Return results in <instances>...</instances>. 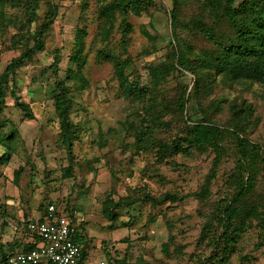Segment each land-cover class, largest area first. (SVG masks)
Masks as SVG:
<instances>
[{
  "label": "rangeland",
  "instance_id": "obj_1",
  "mask_svg": "<svg viewBox=\"0 0 264 264\" xmlns=\"http://www.w3.org/2000/svg\"><path fill=\"white\" fill-rule=\"evenodd\" d=\"M112 1L41 0L37 17L26 25H22L27 20L23 9L8 5L5 12L11 20L0 18L1 75L20 54L24 43L19 41L33 44L45 13L49 7L55 11L45 48L15 76V93L30 104L33 117L17 105L12 84L1 115L0 242L16 249L29 242L33 238L29 222L43 216L47 205L55 202L74 215L85 235L84 264H127L138 258L147 264H202L210 252L207 243L200 241L203 227L219 200L234 192L236 138L226 131L225 153L205 199L194 193L203 186L216 153L212 148L175 151V144H188L186 123L208 118L226 130L233 105H252L246 136L264 147V84L229 80L213 72L202 80L205 89L195 92L197 75L175 57L178 37L188 44L189 57L196 60L215 45L203 27H214L218 34L230 30L221 19L227 0H147L139 14L129 16L130 31L125 30L118 12L108 34L103 32L101 8ZM175 5L178 21L172 23ZM79 34L85 43L84 73L89 84L82 87L78 81L67 82L71 117L81 131L70 157L58 139L55 81L74 67L71 56ZM99 50L109 57H99ZM58 52L59 71L55 73L50 65ZM113 60L125 64L128 79L146 90L143 96L138 91L132 96L126 93ZM161 65L166 67L157 82L152 69ZM183 95L186 104L181 110L178 103ZM153 111L156 123L151 119ZM144 131L148 135L141 141ZM161 145L169 151L163 152ZM256 184L244 206L258 205L264 210L263 172ZM166 192L183 198L158 205L144 200L146 193L158 198ZM110 198L126 199L113 209L114 219L106 210ZM127 200L135 201L128 204ZM257 224L254 220L242 232L228 264H264V235Z\"/></svg>",
  "mask_w": 264,
  "mask_h": 264
},
{
  "label": "trees",
  "instance_id": "obj_2",
  "mask_svg": "<svg viewBox=\"0 0 264 264\" xmlns=\"http://www.w3.org/2000/svg\"><path fill=\"white\" fill-rule=\"evenodd\" d=\"M209 1L212 2L214 0ZM235 2L236 0H227L221 14V19H224V22L230 28L229 31L218 34L214 27H203L205 35L212 40L215 45L212 49L196 57V60L193 59L196 62H200V66H196L195 61L193 62L189 57L191 50L188 44L182 42L181 38L178 37L179 43L175 52V57H177V61L183 68L197 75L195 92L200 93L205 89L202 80L211 77L213 72L229 80H248L264 84V0H242L238 4H235ZM146 3L147 0H113L109 4L103 5L101 8V14L105 16L103 32L105 31L109 34L116 13L118 12L122 15L125 30L127 32L130 31L131 24L129 22V16L132 13L139 14L143 9V5ZM40 4L41 0H0V18L2 20H11L10 17L6 15V6L10 5L13 8L19 7L23 9L24 16L27 18L26 21L21 23L22 25H26L27 21L31 23L37 17V10ZM171 16L172 23H176L178 21L177 5L173 8ZM106 17L108 19L113 17V19L108 20ZM54 19L55 11L52 7H49L45 13L43 22L34 33V43L29 44V40H20V43H24L20 54L10 61L0 75V143L2 142L1 132L3 128L1 115L6 106V98L10 84H12V93L15 96L17 105L28 117H33L30 104L22 100L20 96L15 93L14 88L17 86L15 76L17 70L26 61L30 60L36 52L45 48V35L51 28ZM174 30L176 29L174 28ZM80 33H82V29ZM106 38L107 35L106 37L104 36V39ZM75 47L76 51H74L71 56V63L74 67H69L65 72V76L55 81L57 89L55 107L60 121L58 139L60 144L66 148L70 157L74 155L75 143L80 139L81 131L79 125L71 117L70 86L67 82L71 80L78 81L82 87L89 84L84 73L86 61L83 56V49L85 43L81 34L77 35ZM98 56L105 58L109 57L104 50H99ZM59 60L60 52L57 53L53 63L50 65V68H52L55 73L59 71ZM113 61L115 70L125 85L126 93L132 96L138 91V96H143L146 90L139 88L138 82L128 79L124 70L125 64L120 60ZM165 67L166 66L161 65L160 67L155 66L152 69L157 82L161 80ZM185 104L186 99L183 95L178 103L181 110H184ZM216 105H219V102H217ZM232 110L231 124L228 126V129L225 130L221 128L219 125L209 121L208 118H204L193 124L186 123L184 140L187 141L188 144L186 146L183 143L175 144V151H187L189 147L200 150L212 148L216 153L213 165L203 186L194 193L198 198L205 199L210 196L212 181L217 177L218 168L225 153L223 140L225 139L226 131H232L236 138L238 159L235 169L234 192L229 197L219 200L211 220L203 227L200 241L207 243L210 247V252L206 260L202 261V264H228L231 255L236 251V245L242 232L247 230V228L253 224L254 220H258L257 225H259L261 229L260 235H264V210H261L258 205L249 207L244 206V200L254 191L257 185L259 174L261 172L264 173V147L246 136L247 127L253 112V106L244 105L236 107L233 105ZM151 119L154 123L158 121L156 120V111L151 112ZM145 134L148 135V132L144 131L141 133L139 137L141 141L145 138ZM161 150L163 152H168L169 148L166 147V145H161ZM68 171H71V167H68ZM21 172L22 168L16 171L15 175L17 178L20 177ZM181 198H183V196L179 197L172 192H166L158 198L146 193L144 200L158 205L164 204L167 201L176 202ZM123 199L124 200L117 201L110 198L107 200L106 210L112 219L115 217L112 216L113 209L120 208L121 205L126 202V199ZM127 201L129 202L128 204H131L135 200ZM51 203L55 202H50L49 204ZM57 206L63 209V211L71 217L72 222L75 223L74 215L71 212H68L66 208H62L59 205ZM78 230L79 232L76 235V239L84 246L80 264H84V259L87 255L85 235H83L79 228ZM37 243L38 239L34 241L30 240L23 245L21 244V247L16 249L13 248V246L6 248L5 245L0 242V254L6 255L10 251H28L33 249ZM127 264H147V262L142 258H138Z\"/></svg>",
  "mask_w": 264,
  "mask_h": 264
},
{
  "label": "built area",
  "instance_id": "obj_3",
  "mask_svg": "<svg viewBox=\"0 0 264 264\" xmlns=\"http://www.w3.org/2000/svg\"><path fill=\"white\" fill-rule=\"evenodd\" d=\"M28 228L31 240L38 239L37 245L28 251L0 254V264H80L84 246L76 239L78 226L55 203Z\"/></svg>",
  "mask_w": 264,
  "mask_h": 264
}]
</instances>
